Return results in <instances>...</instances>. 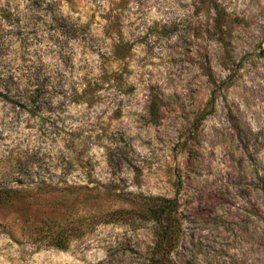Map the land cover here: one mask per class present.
<instances>
[{"label": "rangeland", "instance_id": "rangeland-1", "mask_svg": "<svg viewBox=\"0 0 264 264\" xmlns=\"http://www.w3.org/2000/svg\"><path fill=\"white\" fill-rule=\"evenodd\" d=\"M0 7L11 11L0 18V90L11 97L0 95V180L113 181L100 190L105 207L129 192L177 197L178 258L264 264V0ZM63 194L57 208L87 226L95 200ZM32 196L0 207V264H145L147 221L100 224L67 249L34 243L20 214L54 203Z\"/></svg>", "mask_w": 264, "mask_h": 264}, {"label": "trees", "instance_id": "trees-1", "mask_svg": "<svg viewBox=\"0 0 264 264\" xmlns=\"http://www.w3.org/2000/svg\"><path fill=\"white\" fill-rule=\"evenodd\" d=\"M11 11L5 7H0V18L9 19ZM224 14L219 11L216 17V27L223 28ZM92 85V84H89ZM8 88V85H7ZM85 88L80 94L85 97L86 102L96 100L98 94L96 90ZM11 91V90H9ZM38 94V93H37ZM0 95L6 100L11 99L7 93L0 90ZM23 105V102H21ZM160 101L158 97L151 94L149 112L154 121L160 118ZM206 117V113L203 118ZM78 159L80 156L78 154ZM93 180L87 182H69L67 180H54L48 177H34L32 179L17 178L13 180H0V207L13 205L16 201L25 200L28 206L33 204V198L42 195L53 201L54 206L45 211H22L21 221L23 230H27V235L34 243H46L61 249H67L70 244L85 235L88 231H93L98 225L105 223L133 224L138 221H147L152 225V243L146 249L147 255L145 264H186L178 258V249L183 239V220L181 215V204L177 197L166 196H143L133 193H123L118 200L119 204L114 206H104V200L100 190L114 186L115 182L109 185L100 183L93 184ZM65 191L76 194H83L95 200L96 207L88 210L87 226L78 224L79 221H71L63 214V208H57L58 204H64L62 197ZM82 192V193H80ZM81 196L77 195V198ZM85 197V198H86ZM131 201V207L125 206L122 201Z\"/></svg>", "mask_w": 264, "mask_h": 264}]
</instances>
